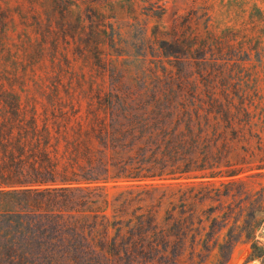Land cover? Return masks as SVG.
Instances as JSON below:
<instances>
[{
    "label": "trees",
    "instance_id": "16d2710c",
    "mask_svg": "<svg viewBox=\"0 0 264 264\" xmlns=\"http://www.w3.org/2000/svg\"><path fill=\"white\" fill-rule=\"evenodd\" d=\"M26 1L17 42L0 5V264H264L261 45L187 18L131 60L82 0Z\"/></svg>",
    "mask_w": 264,
    "mask_h": 264
},
{
    "label": "rangeland",
    "instance_id": "374dc122",
    "mask_svg": "<svg viewBox=\"0 0 264 264\" xmlns=\"http://www.w3.org/2000/svg\"><path fill=\"white\" fill-rule=\"evenodd\" d=\"M82 1L84 3L79 2L80 9L76 5H70L72 2L68 3L74 9L69 20L70 25H76L75 15L89 4L93 9L92 16L95 21L107 32H112L113 29L110 27L112 26L115 34H119L118 45L124 51L120 57H129L131 60L136 57L141 58L139 54H143L144 41L146 39L150 41L157 36L158 23L169 27L174 20L177 25V35L181 37L183 32L191 30L190 20L187 18H193L192 27L200 31L204 30V24L207 22L209 29L219 35L245 38L247 43L250 42L254 46L259 44L264 50V0ZM0 5L8 9L12 15L13 20L7 34L14 41L17 42L19 36L21 38L34 36L28 18L29 4L26 0H0ZM57 14L59 16V12ZM102 37L104 36L101 33L100 39ZM158 37L161 38L159 34ZM63 46L64 43L60 41L59 51ZM106 46L108 48V45ZM46 63H49L48 59ZM257 70L262 76L263 64L258 65ZM255 181L264 182V175L255 178ZM249 254V243L238 242L226 264H259L258 260L249 258Z\"/></svg>",
    "mask_w": 264,
    "mask_h": 264
}]
</instances>
